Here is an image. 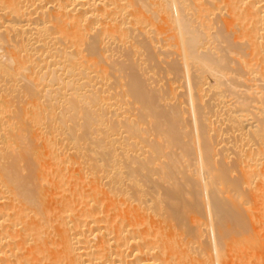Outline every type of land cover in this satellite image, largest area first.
Wrapping results in <instances>:
<instances>
[{
	"label": "bare ground",
	"instance_id": "6f19581e",
	"mask_svg": "<svg viewBox=\"0 0 264 264\" xmlns=\"http://www.w3.org/2000/svg\"><path fill=\"white\" fill-rule=\"evenodd\" d=\"M196 1L0 0V264H264V0Z\"/></svg>",
	"mask_w": 264,
	"mask_h": 264
},
{
	"label": "rangeland",
	"instance_id": "374dc122",
	"mask_svg": "<svg viewBox=\"0 0 264 264\" xmlns=\"http://www.w3.org/2000/svg\"><path fill=\"white\" fill-rule=\"evenodd\" d=\"M208 1H209V0H208ZM246 1H247V0H246ZM213 2L217 3V5H211V4H209L206 0H203V1L200 0V2L197 0V1H196V4L199 5L200 3H202L204 6H203V5H200L201 8H202V7H205L206 9H208L207 7H210V8L208 9V10H209L208 13L210 14V18L212 19V21L214 20V21L216 22V23L213 22V23L216 25L217 22L220 23L219 20H220V18H222V16H223V18H226V17L228 18V15H227V13H226V15H225V12L227 11V9L224 7L225 5L223 4V1L220 3V0H213ZM244 3H245V2H244ZM244 3H242V4L244 5ZM200 6H199V7H200ZM263 16H264V11H263ZM232 25H233V24H232ZM235 27H236V26H234V25L232 26V28H233L234 30L237 29L236 32H238V28H237V27L235 28ZM230 28H231V27H230ZM259 31H260V30H259ZM260 32H262V33L264 34V29H261ZM243 38H244V37H243ZM243 38L240 39V40L243 41ZM240 40H239V42H241ZM263 40H264V39H263ZM262 44H264V41H263ZM263 52H264V51L261 52L262 54L260 53V55H257V57H256V61H255V58H253V60H251V62H250L251 66L248 65L247 68L244 67V70H243V71H244L245 74H244L243 72H242V74H243V76H246V78L249 77V78H247L248 80H247L246 78H245V79H240L241 77H240L239 79H240V81H241V80H245V81L247 80V81H249L248 83L252 84V85L254 86V88L256 87L255 90L259 91V92H257V93H256V91H255V93L258 95V93H260V91H261L260 95L264 97V95H262V92L264 91V88H263L262 90L260 89V86H261V85H263V87H264V82H263V81H264V54H263ZM234 56H235V57H234ZM262 56H263V57H262ZM232 57H233V59H234V58H237V59H238L237 55H232L231 58H232ZM248 57L250 58V56H248ZM248 57H247V58H248ZM249 58H248V59H249ZM258 58H259V59H258ZM257 59H258V60H257ZM258 61H260V62H258ZM254 62H255V63H254ZM252 64H254V65H252ZM230 65H231V64L228 65V68H229ZM255 65H256V66H255ZM232 66H233V65H232ZM232 66H230V67H232ZM250 67H251V68H250ZM254 67H255V68H254ZM249 68H250V69H249ZM252 69H253V70H252ZM225 70H226V71H228V70L230 71V69H226V68H225ZM248 71H250V73H249ZM230 72H231V71H230ZM230 72H229V73H230ZM248 73H249V74H248ZM230 74H231V73H230ZM230 74H229V76H232V74H231V75H230ZM242 74H241V75H242ZM246 74H247V75H246ZM251 76H252V77H251ZM254 76H255V77H254ZM256 79H257V80H256ZM231 81H235V80H231ZM250 81H251V82H250ZM236 82H238L237 79H236L235 83H236ZM242 82H243V81H242ZM260 82H261V83H260ZM233 83H234V82H233ZM235 83H234V84H235ZM238 83H239V82H238ZM240 83H241V82H240ZM245 83H246V82H245ZM236 84H237V83H236ZM242 84L244 85V83H242ZM237 85H240V84H237ZM243 85H240V86H238V87H239V88H240V87L245 88ZM238 87H237V88H238ZM222 88H223V87H222ZM222 88H221L220 90H223V91H224V89H222ZM224 88H226V87H224ZM242 88H241V91L244 90V89H242ZM261 88H262V86H261ZM4 89H5V90H4ZM179 89H180V87H179ZM2 91H4V94L7 93V87H6V85L3 86L2 83L0 82V93H1V94H2ZM207 93H209V92H207ZM207 93H206V99L208 98V99H209V102H210L212 95L208 94V95H209V96H208ZM225 94H226V93H225ZM260 95H259V96H260ZM209 97H210V98H209ZM232 97H233V96H229V99H228V97H227V99L230 100ZM263 97H261L260 99H262ZM212 98H213V99H216V97H212ZM208 99H207V101H208ZM213 99H212L211 101H213ZM225 99H226V98H225ZM232 99H233V98H232ZM260 99H259V100H260ZM257 100H258V99H257ZM262 100H264V98H263ZM214 101H215V100H214ZM230 101H232V100H230ZM260 101H261V100H260ZM263 102H264V101H263ZM182 103L186 105V103H184V102H182ZM211 103H212V102H210V104H211ZM261 104H262L261 102L255 103V105H254L255 108H254L252 111H254V112H255L256 110H257V111H256V113H254L253 116H256V117H257V116H258V113L260 112V111H258V110H262V108H264V103H263V106H262ZM214 106H216V105H214ZM214 106H212V107H214ZM257 107H259V108L261 107V108H260V109H257ZM215 108H216V107H215ZM263 111H264V110H263ZM262 113L264 114V112H260L259 114H262ZM221 114H222V112H221ZM252 114H253V113H252ZM263 114H262V116H263ZM5 116H6V113L4 114V117H5ZM219 116H221V115H217V117L215 116V120H217V123H218L219 125L216 124V123H214V124H216L217 127H216V130H215V127H214L213 131H214V130H215V131H219V130H220V131H219L220 134H219L218 132H217V133H218L219 136H222L221 133H222V132L226 133V131L229 130L230 128L227 127V129H225L226 126H224L223 124H224V122H226V121H224V122H223L222 120L220 121L221 118H220ZM262 116H260V118H261ZM222 117H223V114H222ZM256 117H254V119H255ZM258 117H259V116H258ZM258 117L256 118L257 121H258ZM263 117H264V116H263ZM263 117H262L261 119H264ZM3 119H4V118H3ZM256 119H255V120H256ZM255 120H253V121H255ZM218 121H220V123H219ZM262 121H263V120H262ZM226 123H227V122H226ZM226 123H225V125H227ZM258 123H260V122L258 121ZM186 124H187V123H186ZM219 126H220L221 128H219ZM223 126H224V127H223ZM189 130H190V129H189ZM223 130H224V131H223ZM213 131H212V133L214 134L215 131H214V132H213ZM228 132H229V131H227V134H224V133H223V136H224V137H222V138L220 137L222 140L219 138L218 135H217V136L215 135V136L218 137V138L220 139V140L218 141L219 144L217 143V146H219L218 148L220 149V151H222L223 154H224V151H225V153L229 152V153H228V154H229V158L232 159L231 157L235 156L236 146H235L234 143H233L234 140H233V141L231 140V137L233 138V137H234V134L232 133V131H230V133H228ZM231 134H233V135H231ZM228 135H231V137H230V136L228 137ZM224 138H226L227 141H226V139H224ZM229 138H230V140H228ZM237 140H238V139H237ZM220 141H221V142H220ZM222 141H223V142H222ZM228 141H230V142H228ZM231 141H232V142H231ZM230 143H232L234 146H233L232 144H230ZM222 144H223V145H222ZM224 145H225V146H224ZM215 146H216V144H215ZM231 146H232V147H231ZM255 146H256V145H255ZM256 147H257V146H256ZM258 147H259V146H258ZM258 147H257V148H258ZM218 148H217V149H218ZM225 149H226V150H225ZM231 149H232V150H231ZM233 150H234V152H233ZM217 151H218V150H217ZM220 153H221V152H220ZM218 154H219V152H218ZM258 154H259V153H258ZM220 155H222V154H220ZM220 155H219V156H220ZM258 156H259V155L256 156V157H257V160H256V161H253L254 163L256 162L254 165H255V166L257 165V166H256L257 168H256L254 165L251 166V167H254V169L256 168L255 170L259 172L258 174H259L261 177H260L259 175L256 177V175H255L254 182H255L256 184L264 185V178H263V177H264V175H263V174H264V156H261V157L259 156V159H258ZM220 157H221V156H220ZM229 158L226 159L227 163H226V161H225V163L223 162L224 164L228 165V167H230V164L232 163V160H230ZM220 159H221V158H220ZM260 159H261V160H260ZM229 161H230L231 163H230ZM70 163H71V162H70ZM70 163H69V164H70ZM69 164H68V168L70 167V169L76 168V166L79 165L78 163H74L73 165H72V164L69 165ZM80 165H81V164H80ZM243 165H244V163H243ZM65 170H67V169H65ZM233 170L236 171L235 168H234ZM234 171H233V173H234ZM65 172H66V171H65ZM236 172H237V171H236ZM236 172H235V173H236ZM260 173H261V174H260ZM66 174H67V172H66ZM67 177H68V176H67ZM67 177H66V178H67ZM258 177H259V179H258ZM185 178H186V177H184L183 180H184ZM67 179H68V178H67ZM69 179H70V178H69ZM82 179H83L84 181H82ZM82 179H80V182L78 183V184H80L79 187H80V189H81V190H79V191H80L81 193H83L82 191H84V193H86L85 190L87 189V186H88V185L84 186V183H85L87 180H86L85 178H82ZM85 180H86V181H85ZM261 180H262V181H261ZM85 184H86V183H85ZM76 186H78V185H76ZM63 187L66 188V185L64 184ZM63 193L66 194V195L68 194V193H67V190H64ZM84 193H83V194H84ZM79 194H80V193H79ZM77 198H78V196H77ZM105 198H106V197H105ZM105 198H104V200L102 201L103 204L107 203L106 201L109 202V200H108L107 198H106V199H105ZM105 200H106V201H105ZM77 202H78V201H74V204H76V206H77V205L79 206V204H77ZM78 206H77V207H78ZM120 206H121V208H122L123 205L121 204ZM77 207H76V208H77ZM106 207H107V206H106ZM106 207H105V208H106ZM105 208H104V206H103V212L101 211V212H99V214L97 213V214H96V217H98V218L101 217V218H103V219H105V218L107 217L106 219L108 220L109 223H110V220L112 221L110 224H114V223H115L114 220H113V218H114L115 220L118 221V219H119L118 216H116L117 219L114 217V215H113V217H112V212H110V211H112V210L107 211V210H108L107 208L110 209V206L107 207L106 209H105ZM105 210L109 213L110 216H109V215H106V216H105V214H107V212H106ZM104 211H105L106 213H105ZM100 213H101V216H100ZM102 214H103V215H102ZM99 216H100V217H99ZM203 216H204V215H201L202 218H205V217H203ZM109 218H110V220H109ZM111 218H112V219H111ZM201 220H202V219H201ZM206 220H207V219H206ZM206 220L203 219V221H205V225H204L203 222H202L203 225H201V223H200V228H202V229H199V230H201V231L203 232V233L201 232V235H202V236L200 235V236H201L200 238L203 239V238L205 237V238L203 239L202 243H204L203 245L206 247V251H207V250H209V248H210V247H208V246H209L208 244L211 243V236H210L211 234H210V231H208V229H209V225H208V222H206ZM100 222H101V221H100ZM146 222H147V223H143V225L141 224V226H140L141 229H143L144 225H146V224L149 225V224H148V220H146ZM149 223H150V222H149ZM96 224H97V225H96ZM99 224H100V226H101V228H100V230H99V233L102 232V234H103V232H104V230H105V229L102 230V228H103L102 225L104 224V221H103V223H102V222L99 223V221H98V223H94V224H92L91 226H99ZM206 225H207V226H206ZM202 226H203V227H202ZM151 229H152L151 227H148L147 232H150V233H151ZM100 231H101V232H100ZM105 232H106V230H105ZM105 232H104V233H105ZM207 232H208L209 234H206ZM99 233L97 234V238L99 237ZM107 236H108V235H107ZM147 236H149V237H146V236H145L146 239H151V236H150L149 234H148ZM207 239H208V240L210 239V241H208ZM91 240H92L93 242L96 241V236H92V237H91ZM111 240H112V242H113V239H111ZM92 241H91V242H92ZM110 242H111V241H110ZM112 242L110 243V245H109L108 247H109V248L112 247V249H113L114 244H112ZM114 243H116V242H114ZM211 244H212V243H211ZM211 244H210V246H213V245H211ZM211 248H212V247H211ZM209 252H210V251H208V252H206V253L208 254ZM210 253H211V252H210ZM210 255H211V254H210ZM210 255L208 256L209 258H210Z\"/></svg>",
	"mask_w": 264,
	"mask_h": 264
}]
</instances>
